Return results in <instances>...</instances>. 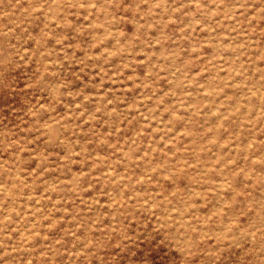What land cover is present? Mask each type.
<instances>
[{
    "label": "rangeland",
    "instance_id": "rangeland-1",
    "mask_svg": "<svg viewBox=\"0 0 264 264\" xmlns=\"http://www.w3.org/2000/svg\"><path fill=\"white\" fill-rule=\"evenodd\" d=\"M0 264H264V0H0Z\"/></svg>",
    "mask_w": 264,
    "mask_h": 264
}]
</instances>
